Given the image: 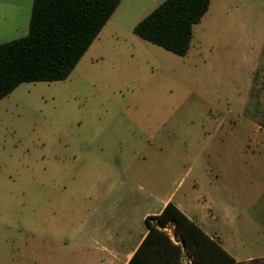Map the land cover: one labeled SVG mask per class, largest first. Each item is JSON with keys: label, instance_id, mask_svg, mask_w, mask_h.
<instances>
[{"label": "rangeland", "instance_id": "rangeland-1", "mask_svg": "<svg viewBox=\"0 0 264 264\" xmlns=\"http://www.w3.org/2000/svg\"><path fill=\"white\" fill-rule=\"evenodd\" d=\"M164 1L124 0L65 81L0 101V264H73L102 218L133 219L123 184L193 180L224 206L218 242L264 264V0H211L185 57L132 33Z\"/></svg>", "mask_w": 264, "mask_h": 264}, {"label": "trees", "instance_id": "trees-1", "mask_svg": "<svg viewBox=\"0 0 264 264\" xmlns=\"http://www.w3.org/2000/svg\"><path fill=\"white\" fill-rule=\"evenodd\" d=\"M211 0H165L132 33L185 57ZM119 6L118 0H33L28 34L0 45V101L25 83L62 82ZM264 53V50H263ZM146 235L127 264H241L168 203L144 221ZM174 227L175 243L162 229Z\"/></svg>", "mask_w": 264, "mask_h": 264}, {"label": "crops", "instance_id": "crops-1", "mask_svg": "<svg viewBox=\"0 0 264 264\" xmlns=\"http://www.w3.org/2000/svg\"><path fill=\"white\" fill-rule=\"evenodd\" d=\"M118 1L116 10L124 0ZM32 2L33 0H0V45L27 36ZM123 185L122 189L133 205V219L128 218L127 209L122 210L121 219L102 218L101 233L96 238L102 239L103 244L99 247L96 245L90 252L87 250L74 253L73 264H127L146 235L145 219L158 216L168 203L176 207L211 240L217 242L236 262H240L231 254V245H226L224 240H221L223 243L218 242V226L219 220H224L221 215L224 206L220 197L212 196V193L217 194L216 189H201L202 184L193 180L190 189H166L162 193L150 192L144 198L140 195L131 198L132 187H128L127 183ZM92 232L98 235L97 231ZM81 236L83 240L84 234ZM134 237V246L125 249V243Z\"/></svg>", "mask_w": 264, "mask_h": 264}, {"label": "built area", "instance_id": "built-area-1", "mask_svg": "<svg viewBox=\"0 0 264 264\" xmlns=\"http://www.w3.org/2000/svg\"><path fill=\"white\" fill-rule=\"evenodd\" d=\"M162 231L167 235V237L175 243V232L174 227L171 225L165 226ZM183 264H191L190 260L188 258H184Z\"/></svg>", "mask_w": 264, "mask_h": 264}]
</instances>
